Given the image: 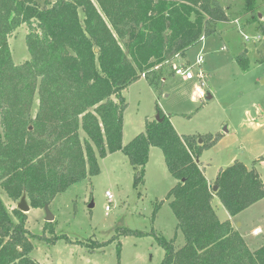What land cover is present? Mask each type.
Listing matches in <instances>:
<instances>
[{
  "label": "trees",
  "instance_id": "obj_1",
  "mask_svg": "<svg viewBox=\"0 0 264 264\" xmlns=\"http://www.w3.org/2000/svg\"><path fill=\"white\" fill-rule=\"evenodd\" d=\"M244 2L253 14L255 0ZM227 22L218 0H0V189L13 202L26 194L31 208L44 209L72 185L98 175L100 160L117 152L127 158L139 188L149 151L158 148L176 180L166 199L184 238L181 247L156 238L164 251L159 264H264V245L249 249L212 208L217 197L235 217L264 199L259 173L238 160L208 184L199 158L220 135L180 136L157 106L158 121L146 122L143 133L122 143V91L144 73L158 89L164 65L211 35V26ZM22 25L29 60L15 65L8 39ZM236 61L248 69L244 54ZM26 222V214L9 212L0 199V264H38L30 256L33 241L46 237L30 233ZM120 236L148 234L125 229ZM118 237L87 245L63 235L49 242L94 252ZM116 248L119 257V242Z\"/></svg>",
  "mask_w": 264,
  "mask_h": 264
},
{
  "label": "rangeland",
  "instance_id": "obj_2",
  "mask_svg": "<svg viewBox=\"0 0 264 264\" xmlns=\"http://www.w3.org/2000/svg\"><path fill=\"white\" fill-rule=\"evenodd\" d=\"M32 1L43 4L45 0ZM218 1L229 22L211 26L214 31L211 35L188 48L184 56L164 65L158 89L140 77L122 91L127 103L122 143L128 144L144 132L146 122L156 120L158 106L180 136L195 135L203 139L220 135V139L199 158L210 186L217 173L236 160L248 169L254 166L264 181V161L260 160L264 159V123H259L264 115V32H261L264 0H255L253 14L246 12L244 0ZM27 33V26L22 25L8 39L15 65L29 60ZM245 36L250 40L246 41ZM257 36H260L259 41L253 39ZM241 54L247 58L246 71L236 61ZM198 55L203 56L199 66L196 64ZM180 65L189 67L194 75L192 80H183L175 74V67ZM199 70L204 75L203 84L196 76ZM207 96H210L209 100H206ZM36 108L37 97L32 116ZM99 169L98 175L72 185L48 206L54 217L49 223L52 233L45 227L44 209L31 208L26 213L28 231L46 237L43 242L33 241L30 256L38 264H159L164 251L156 238L173 241L176 247L184 244L166 199L176 180L170 176L160 149L149 151L144 183L139 188L133 187V168L121 153L100 160ZM106 192L112 195L111 204H107ZM0 199L9 212L16 209V202L9 200L1 189ZM106 205H109V211L105 210ZM211 205L220 221L229 217L217 197L212 199ZM237 221L242 223L237 229L249 249L264 245V200L242 212ZM256 227L263 232H255L258 237L254 245L249 233ZM125 229L148 236H120ZM63 235L87 245L91 240L102 242L113 236L119 237L103 251L90 252L62 240L49 242V239ZM117 242L120 243L119 257Z\"/></svg>",
  "mask_w": 264,
  "mask_h": 264
},
{
  "label": "built area",
  "instance_id": "obj_3",
  "mask_svg": "<svg viewBox=\"0 0 264 264\" xmlns=\"http://www.w3.org/2000/svg\"><path fill=\"white\" fill-rule=\"evenodd\" d=\"M244 39L246 41L250 40V38L247 37V36H245ZM253 39H255V41H259L260 40V36H257V37H255ZM203 40H204V37L201 38V42ZM202 62H203V56L202 55H198L197 58H196V64L199 66ZM157 68L158 67H156L155 70H157ZM174 71H175V74L179 75L180 77H182L183 80L189 81V80H192L194 78V75L190 71L189 67H185V66L180 65L178 67H175ZM196 76L201 80V84H203L202 80L204 79V75H203L202 71L199 70L197 72ZM141 77L145 78V73L141 74ZM105 197H106V200H107V204H111L113 202L112 195L109 192H106ZM109 209H110L109 205H106L105 206V210L109 211Z\"/></svg>",
  "mask_w": 264,
  "mask_h": 264
},
{
  "label": "water",
  "instance_id": "obj_4",
  "mask_svg": "<svg viewBox=\"0 0 264 264\" xmlns=\"http://www.w3.org/2000/svg\"><path fill=\"white\" fill-rule=\"evenodd\" d=\"M96 51H97V50H96ZM209 99H210V96H207V97H206V100H209ZM158 119H159V118H158V116H157V117H156V120L158 121ZM259 123H261V124L264 123V115H263V119H261V120L259 121ZM213 190L216 191V190H217V187L214 186V187H213ZM90 207H92V205H90ZM30 209H31V207H30V204H29L28 199H27V197H26V194H23V195L21 196V198H20L18 201H16V210L20 211V212L23 213V214H26ZM44 211H45V222H46V223H52L53 220H54V217H53V215L50 213L48 206H45V207H44Z\"/></svg>",
  "mask_w": 264,
  "mask_h": 264
},
{
  "label": "crops",
  "instance_id": "obj_5",
  "mask_svg": "<svg viewBox=\"0 0 264 264\" xmlns=\"http://www.w3.org/2000/svg\"><path fill=\"white\" fill-rule=\"evenodd\" d=\"M181 56H177L176 58H174L171 62H174L176 59H179ZM150 152H151V149H150ZM117 154H119V152H117V153H114V154H110V155H108L106 158H104V159H102L101 161H103V160H105V159H107V158H109V157H111V156H114V155H117ZM258 172V171H257ZM259 173V172H258ZM259 175H260V177H261V174L259 173ZM264 200V199H263ZM259 203V202H258ZM255 205H257V203L256 204H254L253 206H255ZM253 206H251L250 208H252ZM250 208H248V209H250ZM248 209H246V210H248ZM245 210V211H246ZM244 212V211H243ZM241 214V213H240ZM240 214H238L237 216H235V217H228L226 220H229L230 221V223L232 224V226L235 228V230H237L238 232H239V230L237 229V228H239V227H241L242 226V223H240L239 221H237V217L240 215ZM255 232H263L260 228H258V227H256V228H253L252 230H251V232L249 233V236L251 237V243L253 242L254 243V245H256L255 243L257 242V241H255V239L258 237L257 235H255L256 233ZM240 234V233H239ZM242 236V235H241ZM242 238H244L243 236H242ZM245 242H246V240H245ZM260 247V246H259ZM258 247V248H259ZM253 249V248H252ZM255 249H257V248H254L253 250H255Z\"/></svg>",
  "mask_w": 264,
  "mask_h": 264
}]
</instances>
